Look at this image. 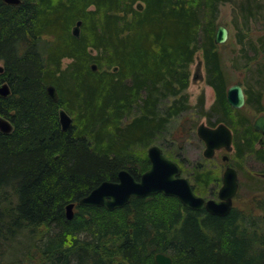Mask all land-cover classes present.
I'll use <instances>...</instances> for the list:
<instances>
[{
	"label": "trees",
	"instance_id": "trees-1",
	"mask_svg": "<svg viewBox=\"0 0 264 264\" xmlns=\"http://www.w3.org/2000/svg\"><path fill=\"white\" fill-rule=\"evenodd\" d=\"M225 1L240 7L244 24L264 7L257 0H0V84L9 86L0 116L12 125L0 130V264H157L158 252L171 264H264V178L253 181L245 208L233 205L225 215L160 192L113 210L78 203L121 169L138 179L153 143L177 158V145L160 140L170 118L191 106L186 90L197 51L215 94L207 110L198 96L199 115L216 112L215 121L232 131L234 158L250 155L264 172V146H255L260 133L246 111L264 110V35H237L253 51L242 67L256 77L235 81L245 103L232 107L226 90L235 82L214 42ZM64 58L70 61L62 66ZM50 84L57 101L46 94ZM59 108L71 114L66 130ZM194 174L201 196L207 191L197 181L218 180L209 170Z\"/></svg>",
	"mask_w": 264,
	"mask_h": 264
},
{
	"label": "water",
	"instance_id": "water-1",
	"mask_svg": "<svg viewBox=\"0 0 264 264\" xmlns=\"http://www.w3.org/2000/svg\"><path fill=\"white\" fill-rule=\"evenodd\" d=\"M8 4H18L20 0H2ZM140 6V4H138ZM80 20H77L72 28L74 35L79 34ZM228 37V29L224 25H218L214 35L215 43H223ZM92 64V69H95ZM2 67L0 66V72ZM9 94V86L6 82L0 84V95ZM47 96L57 101L58 94L54 85L46 86ZM226 99L229 105L240 108L245 102V94L239 83H232L227 87ZM58 122L62 130L70 127L72 118L64 108L58 110ZM254 130L261 133L259 137L260 145H264V113L257 115L252 122ZM12 129L11 122L0 116V130L8 133ZM197 136L203 141V155L213 156L215 150L224 148L226 151L232 149V131L223 122L211 127L205 123H200L196 128ZM149 159L148 168L135 179L127 170L121 169L117 173V180H103L93 187L86 195L79 199L83 205L103 206L108 210L122 207L129 203L132 197H144L150 194L163 193L173 196L186 207L202 210L213 215L227 214L232 205L233 197L238 189L237 170L226 165L222 172V183L217 191V198H205L193 191L189 180L181 176V168L177 161L165 156L159 145L152 144L147 148ZM228 155L223 154L222 160H227ZM74 202H69L65 206V215L68 219L73 216ZM157 264H171V257L167 254L158 252L155 254Z\"/></svg>",
	"mask_w": 264,
	"mask_h": 264
},
{
	"label": "rangeland",
	"instance_id": "rangeland-1",
	"mask_svg": "<svg viewBox=\"0 0 264 264\" xmlns=\"http://www.w3.org/2000/svg\"><path fill=\"white\" fill-rule=\"evenodd\" d=\"M257 2L264 4V0H257ZM240 15V7L238 5L235 7V2L233 1H225L218 5L216 24L217 26L224 25L228 29L227 39L223 43H219L220 51L226 69H229V78L231 82H235L239 79H248L254 83L256 74L250 70H246V67H242L243 63L253 54V51L245 52L241 48V44L236 40L237 35L240 33L245 36V39L249 37L254 40H256L258 36L264 35V7L250 16L248 24L242 22ZM260 56L264 59V53L260 54ZM69 61L70 59L68 58L62 59V66H65ZM233 62L237 68L231 67ZM196 72L199 73L201 77L194 78V73ZM186 91L188 101L191 105L190 108L170 118L167 130L163 133L161 138L163 140H160V142L166 141L170 146L171 144L177 145L176 149L179 152L175 159L183 163L185 171L184 173L182 172V175H186L190 178L195 176V171L209 170L211 176H218V180L216 177V181H209L205 184L197 181V185L202 189L204 187V190L207 191L204 197H215L214 194L211 195L208 191L218 190L225 165L227 163H232L238 171L239 182L238 193L233 197V205L239 208H245V206L250 203L251 190L256 186L253 181H259L260 179L258 178H264V172L259 171L260 168H262V164L250 157V155L234 158L232 154L234 149L233 146L231 151L227 152L221 148L215 150L212 157L208 158L203 156L202 151L204 149V144L197 136L196 128L201 122L208 124V117H210L211 121L215 122L214 124H217L218 122L215 121V119L218 117V114L213 112L210 115H199L198 113L199 107L197 106V101L200 94H203L205 110L208 109L215 98L214 90L205 80V70L201 51H197L193 62L189 66V84ZM246 111L252 120L258 114L264 113V110L256 112L250 107H247ZM189 123L193 125V130L190 132L187 130ZM166 143L164 142L165 145H167ZM153 144L159 145V143ZM255 146L258 147L259 145L256 144ZM226 153L228 154V159L224 161L222 160V155Z\"/></svg>",
	"mask_w": 264,
	"mask_h": 264
},
{
	"label": "flooded vegetation",
	"instance_id": "flooded-vegetation-1",
	"mask_svg": "<svg viewBox=\"0 0 264 264\" xmlns=\"http://www.w3.org/2000/svg\"><path fill=\"white\" fill-rule=\"evenodd\" d=\"M199 77H201L200 76V74L199 73H194V78H199ZM190 104V103H189ZM172 159H174V158H172ZM175 161H177L176 159H174ZM178 163H179V165H180V162L179 161H177ZM181 176H184V177H186L188 180H189V182L192 184V182H191V180H190V178H188V176H186V175H182V173L180 174ZM212 181H216V180H212ZM221 185V184H220ZM220 187V186H219ZM218 187V188H219Z\"/></svg>",
	"mask_w": 264,
	"mask_h": 264
},
{
	"label": "bare ground",
	"instance_id": "bare-ground-1",
	"mask_svg": "<svg viewBox=\"0 0 264 264\" xmlns=\"http://www.w3.org/2000/svg\"><path fill=\"white\" fill-rule=\"evenodd\" d=\"M85 195H86V194H85ZM82 197H83V196H82ZM80 198H81V197H80ZM80 198H79V199H80ZM68 203H69V202H68ZM78 203H79V200H78ZM66 204H67V203H66ZM66 204H65V206H66Z\"/></svg>",
	"mask_w": 264,
	"mask_h": 264
}]
</instances>
